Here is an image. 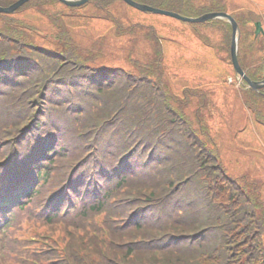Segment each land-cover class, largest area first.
<instances>
[{
	"label": "trees",
	"instance_id": "obj_1",
	"mask_svg": "<svg viewBox=\"0 0 264 264\" xmlns=\"http://www.w3.org/2000/svg\"><path fill=\"white\" fill-rule=\"evenodd\" d=\"M117 1L90 5L108 18ZM116 19L95 50L75 49L68 36L58 40L64 50L45 52L48 57L34 49L30 57L18 54L16 40L14 49L0 50V161L9 155L12 171L24 177L12 182L8 203L23 196L19 208L42 203L59 241V252L50 247L31 255L32 262L264 264V200L256 181L226 173L199 113L188 117L187 101L171 95L154 31L144 34L151 56H139L135 25ZM263 69L246 74L259 80ZM255 94L264 97V90ZM62 210L66 226L56 225ZM7 240L4 232L1 260L22 253Z\"/></svg>",
	"mask_w": 264,
	"mask_h": 264
},
{
	"label": "rangeland",
	"instance_id": "obj_2",
	"mask_svg": "<svg viewBox=\"0 0 264 264\" xmlns=\"http://www.w3.org/2000/svg\"><path fill=\"white\" fill-rule=\"evenodd\" d=\"M224 2L232 6L228 8L229 12L246 20L249 31L254 22H261L264 30V0ZM156 6L189 19L202 16L208 10L224 8L213 0H169L166 4ZM65 8L58 2L45 4L38 0L25 5L15 15H0V50L3 44L9 50L14 49L16 40L22 45L18 54L30 57L36 53L31 52L34 49L44 52L38 56L48 57L45 52L64 50L62 43L55 39L60 32H64L61 39L68 36L70 45L75 49L95 50L101 44L100 38L112 29L109 26L110 19L118 18L126 26L135 25L136 54H148L150 57L151 47L144 39V34L147 31L145 26H148L147 29L151 27L161 42L165 84L171 95L176 94L175 98L179 102L187 101L182 106L188 117L193 118L199 113L202 124L207 127L217 145L226 173L234 179L246 177L251 183L256 181L258 193L264 200V97L243 87L242 80L233 72L227 39H222L215 27L190 24L157 14H144L120 0L109 9L108 18L91 5L79 10ZM13 32L16 37H19L16 33H21L24 38H14ZM246 46L241 44L239 47L241 57L244 51H249L244 56L247 63L250 58L251 64H260L264 60L262 43L253 46V50ZM42 61L45 68H52L51 60L45 58ZM58 117L66 119V116ZM0 150L3 149L0 147ZM68 151L74 155L78 149L71 144ZM93 160L96 161V158ZM128 168L134 167L128 165ZM16 225H21L16 233L19 238H29L30 231L36 230L30 222L24 224L17 221ZM3 249L4 245H0V256ZM0 264L9 262L0 259Z\"/></svg>",
	"mask_w": 264,
	"mask_h": 264
},
{
	"label": "water",
	"instance_id": "obj_3",
	"mask_svg": "<svg viewBox=\"0 0 264 264\" xmlns=\"http://www.w3.org/2000/svg\"><path fill=\"white\" fill-rule=\"evenodd\" d=\"M28 1H30V0H18L17 2L13 3L12 5H10L8 7H5V8L0 7V14H12L17 9H19L22 5L27 3ZM90 1L91 0H59V2H61L65 6L71 7V8L83 6L84 4H86ZM122 1H124L126 4H128L129 6H131L132 8H134L140 12L160 14V15L168 16V17L174 18L176 20H180V21L188 22V23H204L208 20H213L216 18L226 19L227 21L230 22V24L232 26V42H231V47H230V55H231V61H232V65L234 67L235 72L238 75H240L246 81V83L249 85V87H251L252 89L259 90V89L264 88V80H262L261 82L251 81L250 79H248L244 75L243 71L241 70V68L239 66L238 59H237V44H238V37H239V29H238L237 23L233 20L232 17H230L224 13H214V14H208V15H205L203 17L196 18V19H188V18H184V17H182L178 14L172 13V12H166V11H162V10H159L156 8H152V7L147 6V5L137 4L131 0H122ZM258 32H260L259 24H257V30L255 31V34H258Z\"/></svg>",
	"mask_w": 264,
	"mask_h": 264
},
{
	"label": "bare ground",
	"instance_id": "obj_4",
	"mask_svg": "<svg viewBox=\"0 0 264 264\" xmlns=\"http://www.w3.org/2000/svg\"><path fill=\"white\" fill-rule=\"evenodd\" d=\"M3 89H4V87H3V85H2V90H3ZM7 168H8V167H7ZM96 191H97V188H96ZM96 191H95V192H96ZM8 201H9V200L6 198V199H5V202H8Z\"/></svg>",
	"mask_w": 264,
	"mask_h": 264
}]
</instances>
